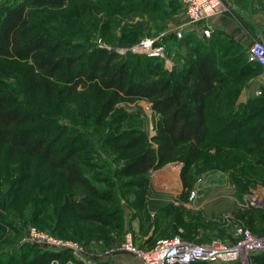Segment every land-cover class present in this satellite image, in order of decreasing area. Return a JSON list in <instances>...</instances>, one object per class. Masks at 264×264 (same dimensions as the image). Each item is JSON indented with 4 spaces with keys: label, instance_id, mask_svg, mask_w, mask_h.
Here are the masks:
<instances>
[{
    "label": "trees",
    "instance_id": "1",
    "mask_svg": "<svg viewBox=\"0 0 264 264\" xmlns=\"http://www.w3.org/2000/svg\"><path fill=\"white\" fill-rule=\"evenodd\" d=\"M131 1L11 0L0 3V58L14 59L22 64L21 74L15 73L14 77L23 83L25 97L20 101L8 92H0V170H3V161L13 166L19 159L18 175L8 179L6 188L2 186L0 203L8 206L7 194L22 191V182L36 175V180H44L40 185L43 190H55L59 200L52 219L61 225L68 217L71 224L77 226L76 236L85 241L97 234L103 236L105 243L114 242V236L117 239L122 231L118 204L112 192L96 186L93 181L96 171L90 174L88 167L97 164L96 160H91V155L96 156L97 152H91L95 141L89 134L101 135L102 129L107 127L106 119L123 97H143L150 102L154 133L149 135L143 123L137 120V114L121 112L113 116L114 121L125 123L118 134L123 138L114 141L116 134L113 140L105 141L104 133L100 140L101 144L108 145L110 152H133V156L113 172L122 178L139 177L128 180L129 185L138 188L139 208L144 203L149 168L174 158L181 159L179 178L186 190L188 168L203 148L210 145L223 158L229 159L233 151V156L245 159L247 164L264 165V121L248 124L250 119L246 115L231 116L223 114L222 110L227 112L230 106L223 98L230 97L224 93L226 85L245 79L260 67L243 54L232 53L238 42L217 28L210 30L209 36L195 38L192 43L190 34L176 39L179 46L189 48L190 55L181 58V63L173 64L172 68L164 67L159 57L130 51L120 54L111 47L95 43L93 39L97 36L93 31L117 45H129L138 40L136 25L123 24L115 41L114 21L106 18L97 24L99 19L91 15V12L101 11L107 16H116L132 9L133 4L134 7L150 5L147 9L151 12L160 7L159 0H138L132 5ZM251 1L264 10V0ZM245 3L238 5L246 6ZM34 10L43 12L41 20L32 15ZM64 20L69 26H59ZM65 33L82 36L72 39ZM130 33L132 36L126 38ZM164 37L175 38V35L164 34L162 41L166 44ZM135 56L144 58V63ZM140 65L151 67L149 79L143 78V73L134 75ZM11 75L14 69L0 64V85L9 83ZM63 137L66 140L59 143ZM150 139L155 141V147L149 145ZM232 159V163L238 161ZM34 165L37 171L32 173ZM241 169L248 171L249 167L240 165L238 172ZM17 207L25 209L28 202ZM169 211L170 204H162L155 213L164 216ZM248 211L251 212L246 217L248 224L264 215L251 205L239 213L243 216ZM156 223L158 226L153 225L155 232L162 220L157 218ZM165 225L168 231L163 232L166 234L176 231L175 225L170 228ZM32 246H18L22 253H15V249L13 253L0 251V264H48L55 254L39 249L22 257ZM249 255L252 263L264 264V250ZM188 264L211 263L196 260Z\"/></svg>",
    "mask_w": 264,
    "mask_h": 264
},
{
    "label": "rangeland",
    "instance_id": "2",
    "mask_svg": "<svg viewBox=\"0 0 264 264\" xmlns=\"http://www.w3.org/2000/svg\"><path fill=\"white\" fill-rule=\"evenodd\" d=\"M6 1L10 2L11 0H0V3ZM137 1L138 0L131 1V5ZM222 1L225 3L226 7L220 15L229 16L233 22L240 26L244 35L242 42L236 44L234 52L232 53L237 52L246 56V50L253 40L259 39L264 42V39L261 38L262 31L258 28V22L261 21L257 16L258 14L264 16V10L260 9L259 5H254L251 0H249L250 2L248 0H237L239 3L246 2V6H240L238 2L235 4L236 2L234 3L233 0ZM105 4L107 5V3ZM112 4H114V2ZM158 4H160V7H158L159 9L152 12L147 9L150 5L144 4L134 7L136 5L133 4L131 6L132 9L122 14H117L116 16H107L101 11L98 13L91 12V15L95 17V19H99L97 24H100L101 19L106 18L116 22L112 24L115 32V36H113L115 41L120 33V27L123 24L128 26L136 25L139 28L136 35L138 40L146 36H156L160 34L163 37L164 34H174L172 28H175L181 21L185 20V7L183 3L180 0H159ZM42 13L43 12L39 10H34L32 15L35 16L37 20H41L40 18L42 17H40V14ZM215 18L216 16L213 17L212 20ZM212 20H210V24ZM64 21V23L60 21L59 26L60 24H63L64 27L69 26L67 20ZM86 23H88V21L83 22V24ZM213 28L216 27L214 26ZM92 33L97 36L93 39L97 44L107 45L109 46L108 48L111 47L114 50H116V48H121V46H127L117 45L114 41L107 42L97 31H93ZM65 34L71 36L68 38L72 39H77L79 36H82L78 33L75 35H71L73 33ZM183 34H190L192 36L191 43L195 38L203 39L207 37L191 29H184L182 31V35ZM131 36L132 33L129 35L126 34V38ZM179 38L175 36V38L168 37L164 39L167 52L165 57L161 58V61L166 68H172L174 65L178 66L181 63V58L190 55L188 51L189 48H186V45H178V40L176 39ZM116 52L118 51L116 50ZM135 57L141 63H144V58L140 56ZM3 63L10 66V69H14V75L8 78L9 83L0 85V92H8L14 96V98L23 101L25 98L23 83L17 82L16 77H14L16 75L15 73L21 74L22 69L20 65L22 64L18 61L16 62L14 59L0 58V64ZM136 70L134 75L138 76V74L143 73V75H145L143 78L145 79H149L152 73L151 67L148 65H140ZM259 80H263L262 84H258ZM226 88L224 93L230 95V97L223 98L230 106L227 112L222 108L223 114L236 116V114L242 113L250 119L248 124L264 121L263 69L259 68L255 70L254 73L245 79L226 85ZM214 98L215 96L213 99ZM214 106L213 103V109L216 108ZM121 112L137 114V120L143 123L149 135L154 133L150 102L143 97H123L115 104L112 112L113 114L106 119L107 127L102 129L101 135L96 133L89 134L91 139L95 141V145L92 146L91 152H97L96 156L95 154L91 155V160H94V162L96 160L97 164L89 166L88 168L90 169V174L96 171V173H93L95 176L93 181L96 186L104 191L112 192L118 204V211L120 212L119 215L122 224V231L118 238L116 239V236H114V242L105 243L103 236H97L96 234L92 236L91 239L85 241V239H80L76 236L74 230L77 226H73L68 217L61 225L56 223L55 220L52 219L56 212V206L59 204V200L56 199L57 195L55 194V190L44 191L41 187L44 180H36V175H34V177H30L27 181L22 182V191L17 192V190V193L13 192L12 194H7L5 199L9 201L8 206H2L0 203V233L3 232L0 236V251L13 253L12 250L15 249V253H19L21 251L17 249L18 246L32 244L34 247H27L28 249L22 257L31 252L34 253L35 250L39 249L51 250L55 254L49 258L48 264H144L142 259L135 252L123 246V242L127 235H130L131 242L137 248L146 251L151 250L159 238L176 236L181 240L192 243H206L211 240H216L225 246H237V258L239 259V263L255 264L254 262L252 263L249 254L259 252L263 250L264 247L250 252L251 248H249V246L254 242L264 243V215L259 219L256 218L257 220L254 219L248 224L246 217L251 212L248 211L247 214L241 216L239 211L251 205L258 207L262 214H264V165L256 164L252 166L247 164L245 159L239 156H233V151L229 154V159H227L226 156L223 158V155H220V153L210 145L207 148H203L200 156L188 168L189 184L186 186V190L183 189L181 180V188L179 189H172L173 185L168 181L165 183V186H163V183L161 184L163 180H167L168 177L166 176H169L168 173L164 172L170 165H179L177 172L179 178V170L182 166L181 159L174 158L158 167L149 168L145 177L146 187L144 190V203L142 208H139L136 200L138 188L128 184L129 179L139 177L130 176L122 178L115 175L113 172L115 168H118L128 161V159L133 156V152H110L107 149L108 145L101 144L102 134L104 133L105 141H109L108 139L113 140V136L116 134L117 138L114 141H119L123 138L118 134L125 123L122 121H114V118ZM68 134L70 133H67V135ZM126 137L127 135L124 138ZM64 140H66V137L60 139L59 143ZM149 145L155 147V141L150 139ZM232 158L238 161L232 163ZM227 162L231 166H227ZM18 163L19 159H16L13 166H8V164L3 161V170H0V190H2V186L6 188L8 179H11L12 176H16V174L18 175ZM240 165L248 166V171L241 169V171L238 172ZM14 166L15 168H13ZM31 171H33L32 173L37 171L35 165L34 170L32 167ZM172 178L175 180L178 179L175 174ZM124 182H126V185H124ZM26 183H28V185H26ZM191 189L194 190L192 195H190ZM171 190L176 193L173 194V192H170ZM3 191L4 190H2V192ZM34 195L35 197H33ZM92 200L100 202L96 199ZM26 202H28V207H25V209L17 207L24 206ZM162 204H170V211L164 216L155 213ZM35 214H37V216ZM1 216H4L5 220H3ZM176 216L180 218L174 221L173 218ZM157 218H160L162 223L155 232L153 230V225H157ZM164 223L169 225V228L170 225H175L176 231L172 235L166 234L163 231L168 230ZM92 224L99 226L97 223ZM238 226L241 227L240 233L236 231ZM100 227L104 228L102 226ZM96 230L99 229L96 228ZM17 231H20V233H17ZM244 232L247 233V236L250 238L249 240L243 237ZM249 249L250 251H248ZM238 259L226 264H238ZM218 263H220V261L212 262L211 264Z\"/></svg>",
    "mask_w": 264,
    "mask_h": 264
},
{
    "label": "built area",
    "instance_id": "3",
    "mask_svg": "<svg viewBox=\"0 0 264 264\" xmlns=\"http://www.w3.org/2000/svg\"><path fill=\"white\" fill-rule=\"evenodd\" d=\"M185 7V20L181 21L178 26L172 28L174 35L179 38L182 31L191 29L198 32L202 36H208L210 27L207 21L224 11L225 3L222 0H180ZM187 28V29H186ZM106 47H109L105 45ZM119 53L146 54L151 57H165L167 52L166 44L162 41L160 34L156 36H146L127 45L116 48ZM246 57L248 60L255 62L261 69L264 70V42L259 39L253 40L247 50ZM194 190H190V195ZM240 227V226H238ZM236 229L241 232V227ZM246 240L250 238L247 233H243ZM251 242V240H250ZM252 244V245H251ZM248 251L259 250L264 247L262 242L251 243ZM123 246L135 252L143 261L144 264H188L192 261L203 260L207 262H223L231 263L237 260V246H225L219 241L211 240L206 243H192L179 239L178 237H162L159 238L155 246L151 250H140L130 240V235H127ZM248 246V245H247ZM264 250V248H263ZM249 252V253H250ZM238 264L239 259H238Z\"/></svg>",
    "mask_w": 264,
    "mask_h": 264
},
{
    "label": "crops",
    "instance_id": "4",
    "mask_svg": "<svg viewBox=\"0 0 264 264\" xmlns=\"http://www.w3.org/2000/svg\"><path fill=\"white\" fill-rule=\"evenodd\" d=\"M221 14V13H220ZM220 14H217V15H220ZM216 16L215 19L212 20L213 17H211L208 21H207V25H209L210 27V30L212 29H222L224 32H227L231 37H233V39L236 41V42H242V38H243V33L240 29V26H238L235 22H233L229 16H224V15H220V16ZM258 16V19L261 21V22H258V28L261 29L262 31V39H264V16L263 15H257ZM210 20H212L211 24L209 23ZM216 27V28H213V27ZM263 80H259V83L258 84H262ZM258 86V85H257ZM170 165V164H169ZM178 168H179V165H176V166H173V165H170V167H167V170L164 172V173H168L169 176L167 175L166 177L167 180H163L161 182V184L163 183V186H165V183L168 181L170 182L172 185H173V188L172 189H179L181 188V184H180V179L178 178ZM160 169V167H159ZM158 171V170H157ZM175 174L176 178L178 179H174L172 178V176ZM170 192H173V194H175L176 192H174L173 190H171ZM195 201V200H194ZM192 201V202H194Z\"/></svg>",
    "mask_w": 264,
    "mask_h": 264
},
{
    "label": "water",
    "instance_id": "5",
    "mask_svg": "<svg viewBox=\"0 0 264 264\" xmlns=\"http://www.w3.org/2000/svg\"><path fill=\"white\" fill-rule=\"evenodd\" d=\"M215 174H216V172H215Z\"/></svg>",
    "mask_w": 264,
    "mask_h": 264
}]
</instances>
